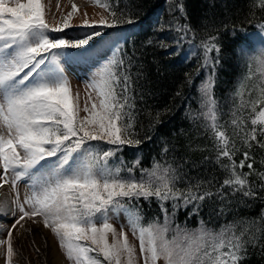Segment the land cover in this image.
Masks as SVG:
<instances>
[{
    "label": "snow or ice",
    "instance_id": "snow-or-ice-1",
    "mask_svg": "<svg viewBox=\"0 0 264 264\" xmlns=\"http://www.w3.org/2000/svg\"><path fill=\"white\" fill-rule=\"evenodd\" d=\"M91 2L107 11L108 17L101 16L98 21L85 18L80 27L93 31L68 40L49 34L61 33L73 26L71 21L78 12L77 5L73 4L72 10L59 22L50 24L43 0H0V169L3 170L0 187L10 183L15 189L25 178L30 181V193L23 202L17 194L15 203L21 215L15 223L20 224L25 218L42 222L54 234L70 264H159L160 261L163 264H239L247 256V245L257 244L256 233H264V209L259 218L244 221L239 232L234 224L214 232L205 228L203 221L197 229L172 226L181 201L186 207L213 195L223 198L224 187L251 199L258 195L248 180L251 173L237 170H242L250 159L248 152L237 164L233 159L235 145L229 147V137L217 124L212 89L215 71L221 62L219 37L210 36L202 41V67L210 71L200 90L202 107L206 109L203 115L217 140V160L227 157L230 161L222 165L228 176L221 189L216 193L200 192L197 183L182 190L176 187L179 178L176 169L159 162L151 169H141L137 179L132 173L139 166V158L126 169L129 175L122 176L125 169L110 164V160L123 146L138 147L144 140L135 133L132 80L123 57L117 55L119 46L90 76L83 108L80 95L73 93L60 62L61 50L87 49L103 35L101 27L134 23L130 16L127 19L118 16L109 3ZM174 6L187 18L182 0ZM254 6L264 9V0H256ZM59 7L58 3L57 10ZM84 15L87 17V13ZM258 27L264 32V23ZM177 31L186 33L189 29L184 25ZM235 34L234 30L232 35ZM239 51H245L243 45ZM256 64V72L250 67L244 78L250 81L258 77L256 82L250 88L242 82L235 93L240 98L237 105L240 114L234 112L232 120L234 126L241 127L245 123L243 109H251L252 128L243 136L249 148L252 141L264 147L257 140L258 133L264 135V107L257 111L264 105V55L256 58ZM81 112L85 115L81 116ZM158 118L159 113L157 123ZM92 141L115 147L104 149L91 144ZM163 151L167 152L168 148L165 146ZM247 168L252 170L253 164L247 163ZM258 175L264 179V173ZM153 197L164 213L163 222L157 219L144 225L138 202L141 198ZM167 201H172L171 213L165 207ZM121 214L126 224H121L117 231L113 220L118 221ZM36 217L40 219L35 220ZM125 228L139 241V256ZM0 244L7 245L6 264H13L17 253L11 231Z\"/></svg>",
    "mask_w": 264,
    "mask_h": 264
},
{
    "label": "trees",
    "instance_id": "trees-1",
    "mask_svg": "<svg viewBox=\"0 0 264 264\" xmlns=\"http://www.w3.org/2000/svg\"><path fill=\"white\" fill-rule=\"evenodd\" d=\"M101 2L109 3L118 16L125 19L130 16L134 21L115 28L101 27L99 30L103 35L91 42V46H95L105 37L121 40L119 56L123 57L132 80L130 94L135 104V133L144 142L138 147L123 146L110 160V164L125 169L122 176L129 175L126 169L139 158V166L132 173L137 179L141 176V169H151L155 162H159L176 169L179 177L176 187L182 190L197 183L200 192L211 190L216 193L221 189L228 176L222 165H228L230 161L227 157L217 160V140L203 115L206 109L202 107L200 90L210 71L202 67V41L210 36L219 37L221 62L216 68L212 89L217 124L229 137L230 148L234 143L233 159L237 164L248 152L250 159L242 170H237L251 173L248 180L258 195L251 199L224 187L221 189L223 198L213 195L186 207L181 201L172 226L179 224L197 229L203 221L204 227L214 232L229 224H234L239 232L244 221L259 218L264 209V188L261 187L264 179L258 175L264 173V147L252 141L249 148L243 142L245 131L252 128L250 118L254 114L251 109H243L245 123L241 127L232 124L233 113L240 114L237 109L240 98L235 93L242 82L246 88L254 84V79L245 81L244 78L250 68L249 54L254 51L251 43L260 29L258 25L264 23V9L254 6L256 0H182L187 14L185 18L174 6L181 0ZM184 25L189 31H177ZM234 30L235 36L232 35ZM241 45L244 52L239 51ZM255 96L253 92L252 97ZM245 98H248L247 93ZM260 107L264 105H260L257 111ZM157 113L159 123L156 122ZM146 136L151 139H145ZM257 140L264 143V135L258 133ZM90 143L104 149L115 147L100 141ZM165 146L167 152L163 151ZM247 163L253 164L252 170L247 168ZM138 205L144 225L157 219L163 222L164 213L154 197L150 200L141 198ZM165 207L171 213L172 201L165 202ZM252 231L255 233V228ZM256 235L259 237L257 244L247 245V256L239 264H264V233Z\"/></svg>",
    "mask_w": 264,
    "mask_h": 264
},
{
    "label": "rangeland",
    "instance_id": "rangeland-1",
    "mask_svg": "<svg viewBox=\"0 0 264 264\" xmlns=\"http://www.w3.org/2000/svg\"><path fill=\"white\" fill-rule=\"evenodd\" d=\"M43 3L45 4L47 9L46 19L50 24H56L57 22H59L63 15H67V13L72 10L73 4L77 5L78 7V12L74 15L71 21L73 26L71 28L65 29V31L61 33H50L49 35L51 37H60L68 40H75L92 32L89 28L80 27L85 18L89 19L90 21H98L101 16L108 17V13L103 8L94 5L91 0H43ZM58 3L60 6L59 10H57ZM85 13H87V17H85ZM254 40L255 41L251 43L253 44L254 51L251 53L249 52V66L251 67L253 73L256 72L257 68L256 58L264 55V32L258 29V33H256V38ZM120 44L121 40L119 39H116L114 37H105L99 41L98 45L96 43L95 46H90L87 49H65L60 51L61 65L64 68L65 75L70 81L73 93H79L80 95L81 108H83L85 100L87 98L85 86L90 76L102 62L112 56L113 51L117 46H119V48L121 47ZM117 55H119V52L117 53ZM253 79L255 83L258 77H254ZM93 98L95 99V93H93ZM84 115L85 113L81 112V116ZM2 175L3 170L0 169V176ZM0 183H2V181H0ZM29 183L30 181L25 178L24 180L18 182L15 189L10 183L6 184L12 196V212L9 215L10 217L1 218L0 222L4 221L9 224L19 219L21 213L18 210L15 200L18 194L20 201L23 202L25 195L30 193V190L28 188ZM34 219L39 220L40 218L36 217ZM31 223L36 222H34V220L25 218L24 220L20 221V224L18 225L27 226ZM113 223L117 228V231H119L120 225L126 224V219L124 215L121 214L119 220H113ZM37 224L43 225L42 222ZM19 226L12 227L4 226L2 224L0 226L3 231H6L5 237L1 238L0 241L7 239L9 231H11L12 233V244L15 252L17 253V255H14L13 257V264H41V252L36 239L30 231H27L26 238L24 239L21 231L18 230ZM124 231L128 233L129 241L136 245L137 255L139 256V241L132 236V233L127 228H125ZM51 235L54 237L55 243L58 246V249L65 263L70 264V262L65 257L64 252L60 249L56 237L53 233ZM3 245V249L0 250V264H6L7 245ZM159 264H163V261H160Z\"/></svg>",
    "mask_w": 264,
    "mask_h": 264
},
{
    "label": "bare ground",
    "instance_id": "bare-ground-1",
    "mask_svg": "<svg viewBox=\"0 0 264 264\" xmlns=\"http://www.w3.org/2000/svg\"><path fill=\"white\" fill-rule=\"evenodd\" d=\"M11 203H12V196L9 192V188L6 184L0 187V219L10 217L11 214ZM16 222V221H15ZM15 222L7 223V222H0L4 226H12L15 225L19 226ZM18 230L21 231L23 238H26L27 231H30L31 234L36 239L39 249L41 252V264H66L58 246L55 243L54 237L51 235L49 229L45 228L44 225H40L37 223H31L30 225H20ZM6 231H3L0 227V239L4 238ZM4 247L3 244H0V250Z\"/></svg>",
    "mask_w": 264,
    "mask_h": 264
}]
</instances>
